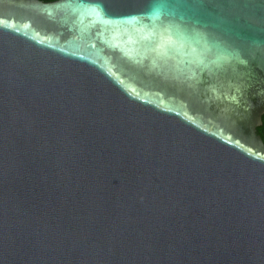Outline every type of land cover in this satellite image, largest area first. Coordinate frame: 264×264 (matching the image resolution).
Segmentation results:
<instances>
[{"label":"water","instance_id":"water-1","mask_svg":"<svg viewBox=\"0 0 264 264\" xmlns=\"http://www.w3.org/2000/svg\"><path fill=\"white\" fill-rule=\"evenodd\" d=\"M264 0H0V264H264Z\"/></svg>","mask_w":264,"mask_h":264},{"label":"flooded vegetation","instance_id":"flooded-vegetation-1","mask_svg":"<svg viewBox=\"0 0 264 264\" xmlns=\"http://www.w3.org/2000/svg\"><path fill=\"white\" fill-rule=\"evenodd\" d=\"M257 134L260 136L262 142L261 145L264 148V114L262 116V124L257 127Z\"/></svg>","mask_w":264,"mask_h":264}]
</instances>
